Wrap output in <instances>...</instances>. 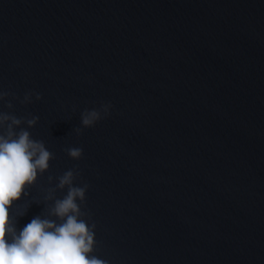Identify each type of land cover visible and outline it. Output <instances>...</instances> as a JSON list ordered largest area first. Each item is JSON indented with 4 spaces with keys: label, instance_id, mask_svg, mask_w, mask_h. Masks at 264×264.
<instances>
[{
    "label": "water",
    "instance_id": "1",
    "mask_svg": "<svg viewBox=\"0 0 264 264\" xmlns=\"http://www.w3.org/2000/svg\"><path fill=\"white\" fill-rule=\"evenodd\" d=\"M0 95L55 156L20 228L76 169L107 264H264V0H0Z\"/></svg>",
    "mask_w": 264,
    "mask_h": 264
},
{
    "label": "clouds",
    "instance_id": "2",
    "mask_svg": "<svg viewBox=\"0 0 264 264\" xmlns=\"http://www.w3.org/2000/svg\"><path fill=\"white\" fill-rule=\"evenodd\" d=\"M35 99L43 97L36 94ZM25 102H32L31 95ZM112 109L111 104L99 110L85 109L80 117L82 128L95 127L111 116ZM38 123L39 117L22 120L0 113V264H107L94 254L96 225L84 218L81 208L90 186L78 179L76 169L48 177V183L55 187H49L43 196L44 213L19 227L20 218L31 207L21 208L20 203L28 199L30 190L50 171L55 159L46 144L34 140L28 130ZM66 152L73 161L84 156L83 148Z\"/></svg>",
    "mask_w": 264,
    "mask_h": 264
}]
</instances>
